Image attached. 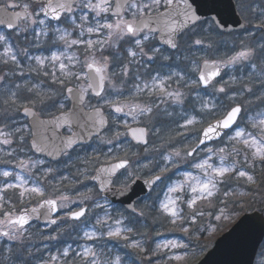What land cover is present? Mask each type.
Returning a JSON list of instances; mask_svg holds the SVG:
<instances>
[{
	"label": "snow or ice",
	"instance_id": "obj_1",
	"mask_svg": "<svg viewBox=\"0 0 264 264\" xmlns=\"http://www.w3.org/2000/svg\"><path fill=\"white\" fill-rule=\"evenodd\" d=\"M2 8L12 18L0 24L12 32H0V163L16 160L21 172L0 169V264H29L41 252L37 237L65 234L77 246L37 264H128L120 247L154 256L182 248L163 240L146 249V240L135 238L146 236L141 220L154 213V223L179 221L185 233L189 220L231 221L235 204L248 196L233 182L264 184V0H2ZM26 71L36 76L25 78ZM39 77L46 79L33 82ZM56 96L73 107L63 112L60 102L51 123L67 125L71 135L51 149L34 138L31 150L58 161L99 141L104 147L77 155L74 176L57 175L44 159H21L14 147L24 144L27 129L17 115L35 121L34 109ZM150 152L156 156L149 159ZM142 173L149 178L140 185ZM85 180L95 184L71 199L65 182ZM41 219L57 234L33 230ZM260 255L264 264V249ZM183 259L170 253L156 264Z\"/></svg>",
	"mask_w": 264,
	"mask_h": 264
},
{
	"label": "water",
	"instance_id": "obj_2",
	"mask_svg": "<svg viewBox=\"0 0 264 264\" xmlns=\"http://www.w3.org/2000/svg\"><path fill=\"white\" fill-rule=\"evenodd\" d=\"M223 3L227 5L228 0H223ZM11 18L12 12H5L2 6H0V20L9 21ZM0 26L7 28L6 24H0ZM71 110L66 113H69ZM85 111L87 110L85 109ZM60 115H56V117ZM29 118L30 125L33 128V135H35L34 138L42 144H47L50 149L60 146L61 137L69 136L63 134V130L67 125L55 128L51 123L55 117L43 119L38 115L35 121L31 117ZM73 129L74 131H78L75 125H73ZM39 154L49 157L44 153ZM49 158L52 159L51 157ZM60 158L62 157L58 159ZM138 184L143 185V181H138ZM147 191L148 189L145 188V192ZM113 202L118 203L115 198H113ZM41 211L43 212L44 210L41 209ZM58 213L59 211L55 215ZM34 221L37 220H33L32 222ZM39 221L44 224L42 219ZM238 225L240 227H237ZM262 237H264V211L246 213L229 231L223 233L222 237L216 240L212 249L197 264H238V262H242V264H254L257 252L264 240Z\"/></svg>",
	"mask_w": 264,
	"mask_h": 264
},
{
	"label": "rangeland",
	"instance_id": "obj_3",
	"mask_svg": "<svg viewBox=\"0 0 264 264\" xmlns=\"http://www.w3.org/2000/svg\"><path fill=\"white\" fill-rule=\"evenodd\" d=\"M19 2L23 3V2H25V0H19ZM261 2H262V0H255V3H261ZM0 4H2V0H0ZM254 30H255V29H254ZM255 31L257 32V38H259V30H255ZM0 32L4 33L5 35H9V34L11 33L10 31H9V32L6 31L5 29H0ZM73 35H75V33H74ZM11 38L13 39V41H15L14 36L11 37ZM228 48H231V43H229ZM228 48H224L223 46H221V52L227 51ZM53 50H55V49H53ZM75 50H76V49L74 48V49H71L70 51H75ZM29 52H30V54H33V55H39V54H41V53H43L44 55H48V54H49L48 51H47V49H45V48H31V49H29ZM21 60H22V63H24V64H27V63H28L27 60H25L23 57H21ZM245 71H247V70L245 69ZM225 73H226V74H225V76H224V79H227V78H228V75H227L228 70H227V69L225 70ZM235 74L239 76L241 73H240V71L237 69V71L235 72ZM29 76H31V77H35L36 74H35V73H27V71H26L25 78H28ZM40 79H46V78L39 77V78H36L33 82H37V81L40 80ZM17 82H19V81H17ZM43 86H45V85H42V87H43ZM60 102H63L64 105H65V108H64L62 111L66 110V109L68 108V106H69V103H68V100L63 99L62 96H56V97L54 98L53 101H49V102H48L46 105H44V106H40V105H38V106H37V109H38V110L42 113V115H44V116H45V115H47V116L55 115V113L60 112V110H58V105H59ZM225 102H226V101H225ZM92 103L95 104L96 101L93 100ZM53 104H56L57 107H53V106H52ZM17 120H18V122H19L20 125H27L26 135H25V142H24V144H23V145H18V144H17V145H14V147L17 148V155H18L19 158H21V159H27V158H29V157H30L31 159H33V160H35V159H37V158H39V159H43V158H40V157H38V156H34V155L32 154V152H31L30 147L28 146V138H29L31 135H30V128H29V125H28V123H27V119H26L24 116H22V114L19 113V114L17 115ZM178 139H179V138H178ZM156 143H157V146H159V143H160V142L157 141ZM97 146H99V147L102 146V145H99V141H98V142H95L93 145H90L89 147L79 148L76 152L70 154V155H69V156H68L63 162H61V163L58 164V165H52V164H50L49 162H47V161L44 159V160L47 162L45 166H50V167H53V168H58V169H59V172L57 173V175H61V174H63V175L74 176L75 173H76V168L73 167V165H74V164H77V155L83 157V156L85 155L86 152H87V153H91L92 148L97 147ZM175 146H176V147H180L179 144H176ZM21 148L23 149L22 151L20 150ZM168 150H170V148H169ZM141 155L143 156L144 154L142 153ZM153 156H156V153H151V152H150V153L148 154L149 159H151ZM157 158H158V157H157ZM145 162H146V161H145ZM79 166L82 167V165H79ZM0 169H7V170L15 171V172H21V170H20L19 168L16 167V160H13L11 163H9V164H7V165L0 163ZM21 174H23V175H27V173H23V172H22ZM141 176H144V174L142 173ZM175 178H176V177H173V179H175ZM2 179H3V178L0 177V180H2ZM85 185H86L88 188L93 187V183L90 182L89 180H85V181L83 182V184H76L75 187H73V186H71V185H68V184L65 182V190H66V193L69 195V197H70L71 199H76L78 191H79V192H83V191H85V187H84ZM163 191H164V189H163V185H161V187H160V188H157V190H156V192H158V193L161 194V199L163 198ZM35 203H36L35 201H32L31 204H25L23 207H27L28 205H32V204H35ZM148 203L151 204L152 201H148ZM72 205H74V204H71L70 207H71ZM76 207H77V206H76ZM73 208H75V207H73ZM73 208H71V209L74 210ZM75 209H76V208H75ZM63 210H64V211H63V213H62L60 216H62V215L64 214V212L68 211L67 208H65V209H63ZM96 210H100V209H94V212H95ZM226 220H227V219H226ZM226 220H224V221H226ZM219 222H221V221H219ZM215 227H217V226H213V227H211L210 229H208V231H207L208 233H207V234L210 235V236H211V235H214V234L216 233V230H217V229H215ZM43 233H44V234H49L48 232H45V231H43ZM159 233L162 234V232H159ZM163 240H175V241H177L178 243L183 244L184 247H182V248H176V249H171V250H169V249H164V250H162L161 253H159V254H157V255H155V256H154L151 252H148L147 257H149V258H154V264H156V262L159 261V260H162V259L166 260V259H167V254H170V253H174V254L182 255V256L184 257L183 261H181L183 264H188V263L191 261V258H194L193 256L196 254V251H197V249H196L195 246H191V245H189V244H186V243L184 242V240H182V239H176V238H174V237L162 238V239L158 240V242L163 241ZM33 244H34V249H35L36 246H37V242H36V240H34ZM76 246H77V245H76ZM76 246H74V248H75ZM145 247H146V244H145ZM153 248H155V247H153ZM263 249H264V246H263ZM260 253H261V251H260ZM260 253H259V254H260ZM35 254H36V253H35ZM151 254H152V255H151ZM152 256H154V257H152ZM201 256H202V255H201ZM31 259H32V258H31ZM31 259H30V260H31ZM260 260H261V255H259V257H258V259H257V261H256V262H257L256 264H259V261H260ZM29 262H30V261H29ZM174 262H176V261H174ZM171 263H172V262H171ZM177 263H178V262H177ZM179 263H180V262H179Z\"/></svg>",
	"mask_w": 264,
	"mask_h": 264
},
{
	"label": "trees",
	"instance_id": "obj_4",
	"mask_svg": "<svg viewBox=\"0 0 264 264\" xmlns=\"http://www.w3.org/2000/svg\"><path fill=\"white\" fill-rule=\"evenodd\" d=\"M244 186H245V184H243L241 182L238 184H234V186H232V188L235 191L239 192V191H241L240 188L241 187L244 188ZM236 187H238V189H236ZM246 188L248 190L247 191L248 196L241 199L238 203L235 204V209L239 214L236 215L235 218L232 219L231 221L221 220V222H216L214 220V218H211V217H205V218H203V220L197 219L195 223H192L189 220L187 223H183V227H189V233H191V235H189V233H185L184 231L181 230V227H180L181 222H179V221H178L177 225H171V224L168 225L167 235L172 236L176 239L180 238V239L184 240L186 244H189L191 246L196 247L197 253L193 256L194 258H191V261L188 264H195L196 261H198L200 259V257H199L200 254L206 252L207 250H209L211 248V246L214 242V239L217 238L218 236H220L223 231H226L227 229H229L232 226L234 220L238 219L244 212L253 211L255 209L263 208V206H264V184H262L258 181V183L256 185L247 186ZM249 203H251L250 207H249ZM185 211H189V210L185 207ZM205 211H212V210L206 208ZM146 222H147V227H144L143 225H145ZM153 223H154L153 218L150 216L147 217L146 221L141 220L140 231L143 233L147 232V235H149V236H154L155 232H156V226ZM211 223L217 224V231L215 233L216 235H214V236H209L207 234L208 229L211 228ZM167 224H168V222H167ZM38 228H41V227L39 226ZM197 229H199V230H197ZM50 234L56 235L57 233L52 230V232H50ZM72 235H75V233H72ZM42 242H43L42 245H44V244L47 245L46 249L41 247V252H40V256L45 258V259L48 257L49 253L55 255L57 253L58 249H62L67 244H73V243L77 244L78 243L77 241H74L73 239H71L66 234L63 235L61 239H58V240H42ZM146 242H147V240H146ZM109 243L112 245L117 244V242H115V241H111ZM119 243L122 244V242H119ZM148 243L152 247V243L151 242H148ZM149 245H147V248ZM118 250L121 252L122 255L124 253H128V256L130 257V259L128 260V264H148L149 258L146 259L147 257L143 253L141 256L140 254L135 253L131 249H125L122 247H120ZM146 253H148V252H146ZM152 257H154V256H152ZM150 260L152 261V264H154V258H150ZM171 264H178V263L172 261ZM179 264H183V263L180 262Z\"/></svg>",
	"mask_w": 264,
	"mask_h": 264
},
{
	"label": "flooded vegetation",
	"instance_id": "obj_5",
	"mask_svg": "<svg viewBox=\"0 0 264 264\" xmlns=\"http://www.w3.org/2000/svg\"><path fill=\"white\" fill-rule=\"evenodd\" d=\"M35 156V155H34ZM63 161V160H62ZM62 161H60V162H58L57 164H55V163H52V162H50L52 165H58V164H60Z\"/></svg>",
	"mask_w": 264,
	"mask_h": 264
}]
</instances>
